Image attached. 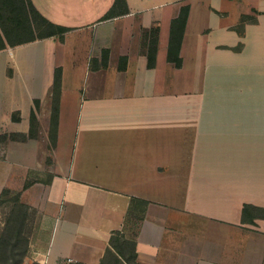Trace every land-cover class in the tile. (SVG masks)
I'll list each match as a JSON object with an SVG mask.
<instances>
[{"label": "crops", "instance_id": "obj_1", "mask_svg": "<svg viewBox=\"0 0 264 264\" xmlns=\"http://www.w3.org/2000/svg\"><path fill=\"white\" fill-rule=\"evenodd\" d=\"M30 1L68 29L0 49V195L16 189L42 215L33 260L100 264L137 198V264H264V0ZM184 5L176 67L170 23Z\"/></svg>", "mask_w": 264, "mask_h": 264}, {"label": "rangeland", "instance_id": "obj_2", "mask_svg": "<svg viewBox=\"0 0 264 264\" xmlns=\"http://www.w3.org/2000/svg\"><path fill=\"white\" fill-rule=\"evenodd\" d=\"M47 32V25L29 9L24 11L16 0H0V34H5L11 44L41 38ZM50 139L53 140L52 137ZM48 141L51 145L50 140ZM44 155L46 151L43 152L42 156ZM43 159L44 157L41 158L42 161ZM49 175L51 174L46 169L34 172L28 182L45 180ZM42 221L40 212L24 203L18 190L9 189L3 193L0 198V264L36 263L32 257L44 248L48 238L47 226ZM127 227L128 241H119L122 244L123 258L111 250L105 254L101 264L132 263V223H128Z\"/></svg>", "mask_w": 264, "mask_h": 264}, {"label": "trees", "instance_id": "obj_3", "mask_svg": "<svg viewBox=\"0 0 264 264\" xmlns=\"http://www.w3.org/2000/svg\"><path fill=\"white\" fill-rule=\"evenodd\" d=\"M16 1L22 5L24 11H27V9H29L35 16H37L39 19H41V21H43L47 25L48 32L41 38L52 36V35H59L61 37L68 30L67 27L53 23L47 20L45 17H43L39 13V11L34 7V5L31 3L30 0H16ZM188 10H189L188 5L181 6L178 15L174 17L170 23V35H169L168 48H167V60L172 62L176 67H180L181 65V57L179 55V49H180V44L182 40L184 26L187 20ZM110 14L112 13L109 12L108 14H106L105 18L106 16L108 17ZM247 18L249 17H247L246 15L243 16L241 19V22H243ZM143 37L145 38L144 46H145V54L147 57V65L151 67L154 65V62H155V56H156V50H157V39H158V27L153 26V27H150L149 29H144ZM33 40L35 39L32 38V39L20 41L17 44L26 43V42H30ZM7 45H15V43L11 44L10 39H8V37L5 34L3 36L0 34V49L5 48ZM106 52H107L106 50L102 51L103 62L106 58ZM60 76H61L60 70L57 69L54 73V83H53V98L55 99H57V95H58V91L60 87ZM55 99H54V102H55ZM34 103H35V106L38 105L37 100H35ZM30 124H31L30 134H32V132L34 131V127H35L34 111H31ZM56 126H57V114H56V110L54 106L53 113H52L51 120H50V126H49V135L50 137H52V139L54 138L53 136L56 133ZM8 191L9 189H3L0 195V198L2 197L3 193H6ZM146 205H147V201L137 199V198H132L129 209L127 211L126 224L132 223V226H136V224H138V222H140V220L143 217V213H144ZM250 208H251L250 206L245 205L242 209V214H243V220L247 219L249 220V222H252L253 217H250V214H249ZM260 210L262 211L261 216H264V209H260ZM132 236L133 237L135 236V230L133 228H132ZM133 237L131 241V249H132V254H131L132 263L131 264H137L135 262ZM119 241L122 243H125L126 241H128V238L124 232L119 231L111 235L110 240H109L111 249L107 250V252L114 250L119 256H121V258H123L122 249H121L122 244ZM125 262L128 263V261L126 260Z\"/></svg>", "mask_w": 264, "mask_h": 264}, {"label": "built area", "instance_id": "obj_4", "mask_svg": "<svg viewBox=\"0 0 264 264\" xmlns=\"http://www.w3.org/2000/svg\"><path fill=\"white\" fill-rule=\"evenodd\" d=\"M35 264H47L45 258L41 259V260H36ZM61 264H71V259L67 258L65 262L61 263Z\"/></svg>", "mask_w": 264, "mask_h": 264}]
</instances>
